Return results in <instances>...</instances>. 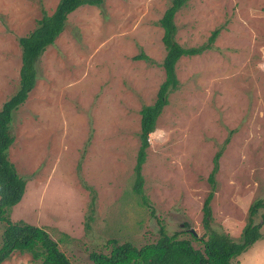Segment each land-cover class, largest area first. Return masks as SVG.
Segmentation results:
<instances>
[{"label":"rangeland","instance_id":"374dc122","mask_svg":"<svg viewBox=\"0 0 264 264\" xmlns=\"http://www.w3.org/2000/svg\"><path fill=\"white\" fill-rule=\"evenodd\" d=\"M57 2L0 0V106L18 87V38ZM170 2L104 0L71 12L13 112L8 158L26 185L9 218L45 228L72 264L108 253L112 239L153 243L161 225L202 249L189 233L205 234L202 205L219 150L213 229L239 240L249 205L264 194V0H187L175 13L184 47L205 43L215 28L219 34L176 64L179 87L149 134L142 166L149 209L133 191L140 109L164 79L158 20ZM140 53L147 59L134 58ZM260 231L233 264H264V221ZM1 264L40 260L15 251Z\"/></svg>","mask_w":264,"mask_h":264},{"label":"trees","instance_id":"16d2710c","mask_svg":"<svg viewBox=\"0 0 264 264\" xmlns=\"http://www.w3.org/2000/svg\"><path fill=\"white\" fill-rule=\"evenodd\" d=\"M103 2L104 0H58L50 15H42L33 30L18 38L21 49L18 87L0 106V221L5 224L1 235L0 264L15 251L31 254L34 260H40V264H72L45 228L20 220L13 222L9 218L8 210L21 200L26 185V180L18 174L15 165L8 158V149L14 142L10 122L13 112L26 101L35 86L36 63L39 57L63 31L67 16L82 5L100 6ZM186 2L187 0H171L158 20L163 30L161 40L165 48L161 63L164 79L158 86L154 101L140 109V145L134 165L133 191L139 196V203L146 208L149 204L142 188V166L149 147V134L155 130L157 118L169 102V94L179 87L176 64L184 56H195L211 48L219 34V29L215 28L203 44L189 47L180 45L175 38L177 27L174 16ZM134 58L147 59V56L140 53ZM221 153L219 150L213 157V169L208 176L211 190L202 205V226L205 234L197 237L194 232L189 233L194 240L203 244L202 249L195 248L192 240L181 238L178 232L168 234L161 225L155 242L138 248L128 241L118 243L113 239L109 240L112 243L110 251H91L89 264H233L236 257L262 237L260 228L264 221V194L249 205L247 221L239 240L213 229L210 202L214 194L215 175ZM150 214L154 215L153 211ZM258 216L260 220H256Z\"/></svg>","mask_w":264,"mask_h":264},{"label":"water","instance_id":"95a60500","mask_svg":"<svg viewBox=\"0 0 264 264\" xmlns=\"http://www.w3.org/2000/svg\"><path fill=\"white\" fill-rule=\"evenodd\" d=\"M191 232H194L193 230H191Z\"/></svg>","mask_w":264,"mask_h":264}]
</instances>
